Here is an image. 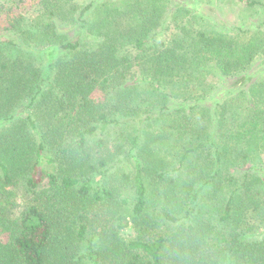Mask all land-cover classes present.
I'll use <instances>...</instances> for the list:
<instances>
[{
	"label": "trees",
	"instance_id": "obj_1",
	"mask_svg": "<svg viewBox=\"0 0 264 264\" xmlns=\"http://www.w3.org/2000/svg\"><path fill=\"white\" fill-rule=\"evenodd\" d=\"M15 2L0 7V264H264V77L210 95L264 54V3L241 31L180 26L175 0Z\"/></svg>",
	"mask_w": 264,
	"mask_h": 264
},
{
	"label": "rangeland",
	"instance_id": "obj_2",
	"mask_svg": "<svg viewBox=\"0 0 264 264\" xmlns=\"http://www.w3.org/2000/svg\"><path fill=\"white\" fill-rule=\"evenodd\" d=\"M19 1V0H17ZM40 0H24V6H34L30 8V12L27 14L36 16L34 11L36 3ZM82 2H89L91 0H79ZM250 0H175L176 15H173V19L180 26H190L193 29L203 26H211L217 30L224 28H235L236 30L255 29L263 20L262 8L260 6L250 7L248 2ZM264 3V0H257ZM15 0H0V7L9 11L12 15H16L18 10L15 8ZM189 7V8H186ZM188 9V10H185ZM190 10V13H189ZM24 11V10H23ZM64 26L65 23H60ZM173 26V25H172ZM68 30L70 26H66ZM264 30V27L262 28ZM68 36V40L74 41L75 36L71 35V32L65 34ZM59 47H52L46 52L35 56L36 63L42 65L49 62L53 58L61 55L62 50L57 49ZM40 57V58H39ZM264 77V54L258 55L251 66L243 73L237 76L225 78L221 80L213 81L211 77H208V81H213L214 87L210 92V95L215 96L217 93L218 98L228 96L229 91H236L240 88L248 89L258 79ZM96 96L98 93H95ZM125 164L130 167L133 162L132 159H124ZM132 161V162H131ZM262 166V165H261ZM264 168V165L262 166ZM21 197H18V203H21ZM160 232H166L167 234L175 233L179 231V227L175 223H171L168 226L160 225ZM121 235L129 238L136 235V230L132 226H128L122 230ZM9 233L0 229V241L8 242ZM110 259H106L108 261ZM104 261V260H103Z\"/></svg>",
	"mask_w": 264,
	"mask_h": 264
}]
</instances>
